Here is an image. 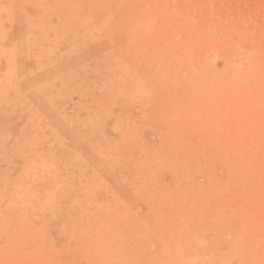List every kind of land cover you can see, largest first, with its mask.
Returning <instances> with one entry per match:
<instances>
[{
  "label": "rangeland",
  "instance_id": "rangeland-1",
  "mask_svg": "<svg viewBox=\"0 0 264 264\" xmlns=\"http://www.w3.org/2000/svg\"><path fill=\"white\" fill-rule=\"evenodd\" d=\"M36 261L264 264V0H0V264Z\"/></svg>",
  "mask_w": 264,
  "mask_h": 264
},
{
  "label": "bare ground",
  "instance_id": "bare-ground-1",
  "mask_svg": "<svg viewBox=\"0 0 264 264\" xmlns=\"http://www.w3.org/2000/svg\"><path fill=\"white\" fill-rule=\"evenodd\" d=\"M56 1H57V0H56ZM64 1H65V0H64ZM95 1H96V0H95ZM38 2H39V0H38ZM66 2H67V1H66ZM106 2H107V1H106ZM106 2H105V3H106ZM43 3H44V2H43ZM67 3H68V2H67ZM73 3H74V2H73ZM37 4L40 5L39 3H37ZM45 4H46V2H45ZM56 4H57V3H56ZM75 4H76V3H75ZM30 5H31V3H30ZM41 5H43V4H41ZM94 5H95V4H94ZM47 6H48V5H47ZM47 6H46V7H47ZM117 6H118V5H117ZM34 7H35V6H34ZM42 7H43V6H42ZM72 7H73V5H72ZM91 7H92V6H91ZM100 7H101V6H100ZM37 8H38V7H37ZM57 8H59V7H57ZM105 8H106V7H105ZM48 9H49V8H48ZM97 9H98V8H97ZM106 9H107V8H106ZM117 9H118V8H117ZM6 10H7V9H6ZM39 10H40V9H39ZM41 10H42V9H41ZM71 10H72V9H71ZM100 10H101V9H100ZM107 10H109V9H107ZM42 11H43V10H42ZM48 11H50V10H48ZM103 11H104V10H103ZM111 11H112V10H111ZM46 12H47V11H46ZM50 12H51V11H50ZM107 12H108V11H107ZM40 13H41V12H40ZM105 13H106V12H105ZM48 14H49V13H48ZM108 17H110V16H108ZM108 17H107V18H108ZM109 19H110V18H109ZM102 20H103V19H102ZM104 20L106 21V19H104ZM107 21H108V20H107ZM94 22H95V21H94ZM102 23L105 24V22H103V21H102ZM103 24H102V25H103ZM95 29H96V28H95ZM93 31H94V30H93ZM90 33H91V32H90ZM95 34H96V33H95ZM92 38H93V37H92ZM100 38H101V37H100ZM8 64H9V63H8ZM114 66H115V64H114ZM11 68H12V67H11ZM107 68H108V67H107ZM13 70H14V69H13ZM14 73H15V72H14ZM14 105H15V104H14ZM12 107H13V106H12ZM13 108H14V107H13ZM35 137H36V136H35ZM36 139H37V138H36ZM29 141H30V140H29ZM30 149H31V148H30ZM29 152H30V151H29ZM30 154H31V153H30ZM174 157H175V155H174ZM144 171H145V170H144ZM175 173H176V172H175ZM27 176H28V175H27ZM24 177H25V175H24ZM22 178H23V177H22ZM24 182H25V181H24ZM43 190H44V189H43ZM43 190H42V191H43ZM48 190H49V189H48ZM44 191H45V190H44ZM12 197H13V196H12ZM12 199H13V198H12ZM20 199H21V198H20ZM10 201H11V200H10ZM26 201H27V200H26ZM15 203H16V202H15ZM40 203H41V202H40ZM40 203H39V204H40ZM12 204H13V203H12ZM31 204H32V203H31ZM41 205H43V204L41 203ZM13 206H14V205H13ZM36 206H37V205H36ZM15 208H16V207H15ZM43 218H44V217H43ZM48 220H49V219H48ZM43 223H44V222H43ZM46 228H47V227H46ZM42 233H43V232H42ZM48 233H49V232H48ZM21 234H22V233H21ZM39 234H40V233H39ZM20 237H21V236H20ZM28 237H29V236H28ZM93 243H94V242H93ZM3 246H4V245H3ZM46 249L48 250V248H46ZM49 251H50V250H49ZM22 252H23V251H22ZM43 252H45V250H44ZM41 253H42V252H41ZM15 254H16V253H15ZM37 256H39V254H38ZM33 257H34V256H33ZM33 257L30 256L29 260H30L31 258H33ZM39 257H40V256H39ZM39 257H38V258H39ZM26 258H27V257H26ZM41 258H43V257H40V259H41ZM40 259H39V260H40ZM44 259L47 260V259L45 258V256H44ZM31 260H32V259H31ZM35 260H37V259H35ZM41 260H43V259H41ZM48 261H49V258H48ZM25 262H26V261H25ZM31 262H33V260H32ZM36 262H38V261H36ZM27 263H29V262H27ZM40 263H41V262H40ZM29 264H31V263H29ZM35 264H36V263H35ZM38 264H39V262H38Z\"/></svg>",
  "mask_w": 264,
  "mask_h": 264
}]
</instances>
